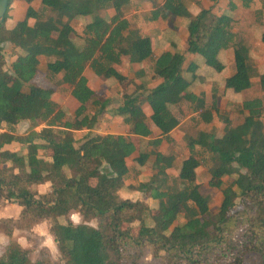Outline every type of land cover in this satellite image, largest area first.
Wrapping results in <instances>:
<instances>
[{
  "label": "trees",
  "instance_id": "trees-1",
  "mask_svg": "<svg viewBox=\"0 0 264 264\" xmlns=\"http://www.w3.org/2000/svg\"><path fill=\"white\" fill-rule=\"evenodd\" d=\"M74 1V25L94 15L93 20L86 22L83 43L74 54L50 43V30L40 26L30 14L21 24L8 27L6 13L0 23V126L7 128L0 131V156L8 161L0 165V207L18 204L21 208L17 216L0 217V233L11 237L0 254V264H264L261 97L230 99L228 105L233 110L221 107L214 98L207 109L191 116L190 124L184 127L188 156L179 171L181 202L189 217L173 235L170 229L176 224L179 211L168 198L166 180L170 175L160 166L166 160L162 150L140 151L138 168L129 161L136 150L131 137L84 131L92 127L97 110L108 103L83 74L87 63L97 75H102L121 64L128 51L136 87L122 95L118 112H129L142 100L155 102L158 109L150 113L149 120L159 128L160 136L150 139V143L175 142L174 131L183 126L171 105L191 84L183 71L196 72L202 64L212 65L221 50L231 51L234 60L245 58L248 49L237 47L245 40V31H235L236 19L230 22L227 10L216 7L214 0L197 12L186 5V0H165L163 4V0H150L153 9L118 22L117 10H132L134 0ZM241 2L245 8L255 10L256 23L264 27V0ZM228 6L230 10L237 8L234 0ZM37 9L44 17L48 4L40 3ZM168 19L175 21L170 26V45L158 54L155 35L133 25L144 21L159 31L165 28L161 22ZM180 24L189 36L188 47L198 60L185 62V48L177 38ZM247 25L246 31L252 28V23ZM258 36L264 42V28ZM145 61L150 63L136 64ZM43 63L47 68L40 73L38 68ZM150 74L157 76L158 81H151ZM42 77L47 83L41 82ZM258 78L264 84V72ZM22 93L23 103L19 100ZM68 94L80 101L74 110H67L56 98ZM190 99L206 102L195 93L190 94ZM236 110L246 114L234 125L231 113ZM123 118L130 131L144 137L153 134L147 120L136 122L130 113ZM216 120L227 129L218 128ZM24 121L29 122L30 128L46 123L41 130L27 134L32 150L7 147L19 139L17 126ZM69 130L75 135L71 136ZM82 152L90 158L88 166L80 164L78 155ZM210 163L218 164L228 178L227 182H215L223 195L237 196L235 202L222 204L216 210L211 208L209 193H194L190 179L191 167ZM124 167L128 171L121 173ZM148 169L151 172L144 173ZM132 174L141 177L127 183ZM40 184L47 185L44 191L38 188ZM125 184L143 195H120L115 186ZM73 211L81 213L80 221L72 219ZM43 222L69 231L68 241L58 238V260L47 247L40 248L33 257L29 247L13 239L17 233L31 232Z\"/></svg>",
  "mask_w": 264,
  "mask_h": 264
},
{
  "label": "rangeland",
  "instance_id": "rangeland-1",
  "mask_svg": "<svg viewBox=\"0 0 264 264\" xmlns=\"http://www.w3.org/2000/svg\"><path fill=\"white\" fill-rule=\"evenodd\" d=\"M236 2L237 8L235 10H230L229 2L230 0H214L217 3V6L227 10L228 20L232 22L233 19H236L237 30L245 31V40L237 43L238 48L246 47L248 49V53H244L245 58L235 59L232 56V52L229 50H221L217 59L210 66H206L204 64L196 72H191L184 70V75L190 80L191 84L189 87L180 93L177 102L171 105V109L178 116L183 127L178 126L175 131V142L168 143L166 140H163L159 145H153L150 143V140H146L145 138H141L140 136H133L134 141L136 143V150L130 156L129 161L133 163V165H137V155L142 150L148 149H160L166 156V160L160 166L164 169L170 176L166 180L168 184V198L172 204L178 209V219L176 224L173 225L170 229V234L173 235L177 229V226L184 222L188 217L189 213L183 208L181 202V194H180V184L181 179L179 176V171L181 167V162L184 158L188 156V151L186 147V139L184 133V127L188 126L191 122V116L197 112L204 109H207L212 100L217 98L221 107L230 108L232 107L228 105V101L230 99L243 101L244 99L253 98V97H261L264 100V84L258 78V75L261 72H264V42L260 40L258 36L259 30H263V26L259 25L255 21L256 13L253 8H245L242 5L241 0H234ZM40 3H47L48 9L46 15L41 17L38 12V5ZM213 3V0H186V5L189 6L194 12L199 11L202 7H209ZM146 8L149 5L146 3ZM7 18H6V26L12 27L15 24H21L26 18L27 14L34 16L36 20H38L43 28L50 30L49 42L57 44L63 48V32L67 34L69 31L70 25L65 16H63V0H9L8 8H7ZM28 19V18H27ZM177 20V19H176ZM173 22L170 19L161 22V24H165L168 26H172ZM247 23H252V28L247 30ZM144 31H150V28L153 24L151 23H143ZM80 28L82 27L79 26ZM183 25L180 24V28L178 30V39H180L181 45L185 48L184 55L185 60L189 61L192 58L198 60L197 56L193 54L192 49H189V36L186 33V30L183 29ZM179 40V41H180ZM165 42H161L160 47L163 46ZM9 53V52H8ZM7 53V57L9 60V55ZM150 61H145L144 64H149ZM126 66H122L121 68L112 69L111 75L107 79L108 84H111L109 87V95L111 98V103L113 102V115H109L105 121L102 122L100 116H98L99 121L105 129H112L114 132H122L129 135L131 131L128 130V126L123 123L122 119L127 113L131 114L133 112V116L139 119H146L148 123L153 126L154 132L150 135V139L153 140L155 136H158L159 129L149 120L150 111H153L154 108L151 105H155V102H143L141 101L139 104L135 106V108L130 109L129 112L121 110L119 112H115V108L122 104L123 97L122 95L126 91H131L136 87L134 81H128L130 78V70ZM40 72L44 71L43 67L40 68ZM11 76L12 74L9 73ZM134 79V74H132ZM151 77V81L155 82L157 76L149 75ZM229 78L228 81L226 78ZM42 83H47L43 77L40 79ZM100 80V79H99ZM120 85H118L117 83ZM149 87H151V84ZM98 91L104 89L106 87V81H97ZM153 85V84H152ZM216 90V92H215ZM232 90V93L230 92ZM195 93L198 97L205 98V103L200 104L199 102L192 101L190 99V94ZM58 101L63 104V96L56 95ZM25 99V94L22 93L19 96V100L23 103ZM233 110V109H232ZM232 120L233 124L236 125L240 123L246 114L245 111H233ZM134 117V118H135ZM11 117H9L10 119ZM28 121H24L17 126L18 140L13 141L7 147L22 150H32L31 144L27 140V134L34 130H41L46 123L42 122L35 127H29ZM263 123V132H264V118L262 120ZM215 124L218 125V128L227 129L228 126H225L218 120L215 121ZM7 130L6 127L0 126V131ZM85 132L89 133L87 130ZM69 134H72V131L69 130ZM68 134V135H69ZM78 134V133H77ZM90 134V133H89ZM72 134L71 136H74ZM40 140V139H36ZM80 164L83 165L84 156L79 154ZM7 160L0 156V165L7 164ZM139 168V167H138ZM128 169L123 168L121 172H127ZM151 172L150 169L145 171L144 173ZM140 176H136L132 174L131 178H128L127 183L137 181ZM190 179L194 183V193H209L211 195L210 205L212 210H216L222 204H228L230 202H235L237 196L234 194L230 198H226L221 190L219 185H216L215 182L218 180H224L227 182L228 178L224 175L223 170L218 164L210 163L206 165H200L198 167L190 168ZM93 181H96V178H93ZM213 182V183H211ZM46 184H40L38 188L41 191L46 189ZM116 191L124 196H130L133 198H137L143 195L139 190L131 191L130 188L125 185H116ZM151 202H153L151 200ZM20 205L18 204H10V205H2L0 207V216L2 217H12L18 215L20 211ZM71 217L74 221H80L82 219L81 213L79 211H73L71 213ZM75 218V219H74ZM127 226V224H125ZM137 228H135L136 230ZM58 238L59 240L68 241L70 238V234L67 228L62 227L61 225H53L50 222H43L34 227L33 231L26 232L22 231L15 235L13 239L19 240L23 246L29 247L32 250L33 257L38 255L40 248L47 247L52 252L53 257L58 260L61 258V254L58 247ZM11 240V237L7 236L3 232L0 233V254L5 249L7 243Z\"/></svg>",
  "mask_w": 264,
  "mask_h": 264
},
{
  "label": "crops",
  "instance_id": "crops-1",
  "mask_svg": "<svg viewBox=\"0 0 264 264\" xmlns=\"http://www.w3.org/2000/svg\"><path fill=\"white\" fill-rule=\"evenodd\" d=\"M164 1L165 0H163L161 4H163ZM146 3L149 5L148 8L145 7L146 6ZM74 5H75V1L74 0H63V16L66 17V19H67V21H68V23L70 25V28H69V31L67 32V34L63 32V49H65L70 54L76 53L77 47H80L82 45L83 41L81 39V36L83 35V31H84L86 22L89 21V20H93L94 19V15H91V16H88V17H84V18L81 19V21L77 25H74L73 24V20L75 19L74 18L75 17ZM127 9L129 11H127ZM151 9H153V7H152V2L150 0H134L132 10H130L129 8H120V9L117 10V12H116V17L118 19L117 22L120 21V20H122V19H124V18H126V17H129V16H131V15H133L135 13H138V12H141V11H148V10H151ZM35 21H37V20H35ZM143 23L145 24L144 21H136L133 26L134 27H139L142 30H144L143 25H142ZM81 25H82V27L80 28L79 26H81ZM74 30L76 31V34L77 35L74 34V32H73ZM170 31H171V27L168 26V25H165V28L159 29V31L155 30V28L151 26L150 31H148L149 33H152L153 35H155L154 36L155 37V49H156V52L158 54L161 53V51H163V50H165V49H167L169 47L170 41H171V32ZM178 40H180V39H178ZM189 41H190V39H189ZM161 42H165V44L160 47L159 45H161ZM179 42H180V45H181V42L182 41L180 40ZM184 51H185V49H184ZM197 58H199V57H197ZM186 61L187 60H185V62ZM131 64H133V62L131 60V56L129 55V52L128 51L125 52V55H124V58H123V61H122L121 64L115 65V66L111 67L108 71H106L102 75H97L91 69L90 63H87V66H86L85 70L83 71V74L86 75L89 78L91 84L94 86V88L96 89V91L98 92V94H100L102 97L108 99V103L105 106V108H103L101 110H97V113H95V116L93 117V125H92V127L90 129H86L87 131L89 130L88 132L90 134H94V133H117V132L112 131V129H110V130L105 129L104 130V127L102 125H100L101 122L99 121L98 116H100V118L102 119V122H104L105 121L104 119H107L109 115H113L112 114L113 113L112 111L114 109V108H112L113 102L111 103V98H110V95H109V87H110L111 84H108L109 81H107V79L109 78V75H111V73L113 71L112 69H116V67L117 68H121L122 66L128 67L127 70L128 69L130 70V75H131L128 81H131V80H133V76H132L133 72L131 70ZM136 64H139L138 66H142V65L144 66L145 65L144 62H142V63L136 62ZM41 67H43L44 71L47 68L46 65L43 63V64H41L39 66L38 71L40 70ZM44 71H42V72L39 71V72L40 73H43ZM103 80L106 81V87L104 89H102V90L100 89L98 91L97 81H103ZM155 81H158V78ZM116 83H117V81H116ZM111 87H112V85H111ZM142 101L143 102H147V101H144V100H142ZM139 103H137V104H139ZM122 104H123V102H122ZM79 105H80V101L75 96H73L72 94H68L66 96H63V104L61 106H63L67 110H74L77 107H79ZM121 105H119L118 107L115 108L114 111L116 113L118 112V108ZM136 105H134L133 107H131V109L132 108L134 109ZM149 106H152L154 108V110L155 109H158V106L156 104L154 106L150 104ZM132 111H131V115H132L134 121H136V122L146 121L145 118L144 119H139V118L133 116V112ZM151 112L152 111H150V113ZM174 114L176 115V113H174ZM96 115H98V116H96ZM122 121H123V123H125L124 122V118L122 119ZM27 123H29V122H27ZM126 126H128V125L126 124ZM151 127H152L153 132H154L153 126H151ZM128 130L130 131V127L129 126H128ZM126 133H123V134L126 135ZM119 134H122V132H119ZM158 134H160V130H159V133ZM135 135L136 136H140L141 138H145L146 140H148V139L150 140V136L144 137L142 135H139L137 133H134L133 131H131V133L129 135H127V136L131 137L134 140L135 137H133V136H135ZM159 136L160 135L155 136V137H159ZM80 154L84 156V161H83L84 164L82 166H88L90 164V158H88L85 155L84 152H82ZM137 165H138V167H140V165L138 164V162H137ZM124 168H126V167H124ZM120 172H121V170H120ZM4 205H10V204H4ZM0 217H2V216H0Z\"/></svg>",
  "mask_w": 264,
  "mask_h": 264
},
{
  "label": "water",
  "instance_id": "water-1",
  "mask_svg": "<svg viewBox=\"0 0 264 264\" xmlns=\"http://www.w3.org/2000/svg\"><path fill=\"white\" fill-rule=\"evenodd\" d=\"M9 0H0V23L3 21L7 8H8Z\"/></svg>",
  "mask_w": 264,
  "mask_h": 264
},
{
  "label": "clouds",
  "instance_id": "clouds-1",
  "mask_svg": "<svg viewBox=\"0 0 264 264\" xmlns=\"http://www.w3.org/2000/svg\"><path fill=\"white\" fill-rule=\"evenodd\" d=\"M75 219V218H74Z\"/></svg>",
  "mask_w": 264,
  "mask_h": 264
}]
</instances>
